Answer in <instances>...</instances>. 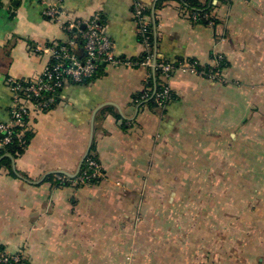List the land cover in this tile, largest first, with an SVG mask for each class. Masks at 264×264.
Segmentation results:
<instances>
[{
  "label": "crops",
  "instance_id": "1",
  "mask_svg": "<svg viewBox=\"0 0 264 264\" xmlns=\"http://www.w3.org/2000/svg\"><path fill=\"white\" fill-rule=\"evenodd\" d=\"M134 3L148 10L156 60L210 65L220 55L225 81L175 70L159 107L133 99L147 80L156 87L146 67L67 78L49 110L28 115L14 169L9 157L0 167V247L21 249L28 264H264V0H212L213 26L181 0H0V122L10 79L36 78L48 46L84 57L79 28L92 13L114 54L142 56ZM47 5L57 19L44 16ZM89 143L102 180L46 179L73 178Z\"/></svg>",
  "mask_w": 264,
  "mask_h": 264
},
{
  "label": "built area",
  "instance_id": "2",
  "mask_svg": "<svg viewBox=\"0 0 264 264\" xmlns=\"http://www.w3.org/2000/svg\"><path fill=\"white\" fill-rule=\"evenodd\" d=\"M43 14L46 17L57 19L59 10L56 6L47 5L43 10ZM133 15L138 25L140 42L145 47L142 59L136 61L114 54L112 41L103 31L102 17L98 12L92 13L89 18L83 21V28H79V22H66L64 24L66 29L79 28L84 57L82 59L77 57L67 45L57 48L56 46H48L46 50L50 52L51 59L36 78L10 79L9 83L12 84L13 90V102L9 111V119L6 122H0V132L5 134L0 140V147L10 141L12 128L16 125H22L24 119L31 111H43L55 103L56 95L67 78L75 83L88 80L92 78L95 70L101 64L106 66L146 67L152 72L147 77L155 74L157 70L158 77L163 80L160 83V89L157 91L154 88L150 93V88L144 87L139 99H136L135 102L144 101L149 97L159 107L164 106L171 98L168 82L175 70L182 73H194L213 81H225L223 66L221 65L223 59L220 55L213 56L212 61L215 62V65H210L211 69L209 70L199 68V66L203 65L199 64L195 59L181 60L177 64L157 61L148 35L149 21L145 14V9L140 4L134 3ZM190 17L193 21H198V18L202 17L207 20L209 26L214 25L211 12L204 13L201 16L197 12H192ZM83 163L85 164L84 174L88 172L90 177L104 176L101 165L95 159L88 157V153ZM78 174L79 172L75 176V184L88 185V177H85L84 174ZM57 178L63 180L61 175H57ZM0 264H27V261L22 251L9 252L2 250L0 251Z\"/></svg>",
  "mask_w": 264,
  "mask_h": 264
},
{
  "label": "trees",
  "instance_id": "3",
  "mask_svg": "<svg viewBox=\"0 0 264 264\" xmlns=\"http://www.w3.org/2000/svg\"><path fill=\"white\" fill-rule=\"evenodd\" d=\"M181 2L183 4V6H185L190 11V13L197 12V13L200 14V16L202 14H204V13H210L211 9L214 8V5L212 4V0H207V2H205V3H202V2H200L198 0H181ZM145 14H148V10L147 9L145 10ZM212 20L215 23L214 17L212 18ZM196 22L201 23L203 25H208L207 24V20L202 18V17L198 18V21H196ZM148 35H149L151 44L153 46V44H154V42H153L154 41L153 40V32H152L150 24H149ZM62 45H66V44L65 43H58L55 46L57 48V47L62 46ZM143 55H144V53L142 54V56H140L136 60L142 59ZM136 60H134V61H136ZM157 61H160V59H157ZM174 64H176V63H174ZM221 65L224 67V60H223ZM102 66L103 65L101 64V65H99L97 67V69L95 70V73L92 76V78L97 74L98 68L102 67ZM199 68H202L204 70L211 69L210 65L199 66ZM155 77H156V87L155 88L158 91L160 89V84H159V80H158V71L157 70L155 72ZM92 78H90V79H92ZM146 84L147 85L145 87L146 88L149 87L150 88L149 92L151 93V91L153 90L152 79L147 80ZM140 95H141V92L135 94L133 96V99L134 100L139 99ZM139 102H141L140 105H145V104L153 105V104H155L149 97H147L144 101H139ZM55 103H56V100H55ZM54 104H51V106H49L48 108L44 109L42 112H45L46 110H49ZM35 112H37V111H35ZM27 119H28V116L24 119V122H23L22 125H16V126H14L12 128V132L10 134V141L8 143L4 144L2 147H0V157L3 156L5 153H8L13 158H17L20 154L23 153V151H24V149H25L26 145L28 144L29 139L31 137V133L26 131V130H24V128H23L24 123L26 122ZM4 135H5L4 132H0V140L3 138ZM88 157H91V158L95 159L101 165V163L99 162L97 157L91 151L88 152ZM4 165L7 166L8 168H10V159L8 157H2V159L0 160V167H2ZM102 172L104 173L103 167H102ZM84 173H85V164L83 163L81 165V167H80L78 175H82ZM57 175L63 176V180H60L58 178H57V180H54V177H57ZM84 176L88 177V179H89V180H87L88 181L87 182L88 185L96 184V183H98L100 180H102L105 177V176H103V177H90V174L88 172L86 174H84ZM46 179L49 180V181L55 182V183L58 182L60 184H65V183H69V182L74 181L75 177L68 178L64 174L56 172V173L48 175ZM76 185L83 186L82 184H76ZM2 250H5V249L0 247V251H2ZM25 259H26L27 264H28V259L26 257H25Z\"/></svg>",
  "mask_w": 264,
  "mask_h": 264
},
{
  "label": "water",
  "instance_id": "4",
  "mask_svg": "<svg viewBox=\"0 0 264 264\" xmlns=\"http://www.w3.org/2000/svg\"><path fill=\"white\" fill-rule=\"evenodd\" d=\"M83 26H84V25L80 26V28H83ZM76 29H77V28H75V30H76ZM89 146H90V143H89V145H88V147H87V149H86V151H85V153H84V155H83V157H82V159H81V161H80V163H79V165H78V168H77L76 172H75L74 174L70 175L71 177H75L76 174L79 172V169H80V167H81V165H82V162H83L84 158L86 157V155H87V153H88V151H89ZM2 157H9V158L12 160V168L14 169L13 158L10 156V154H5V155L1 156V157H0V160L2 159ZM57 173H61V174H64V175H69L68 173H66V172H64V171H58Z\"/></svg>",
  "mask_w": 264,
  "mask_h": 264
},
{
  "label": "rangeland",
  "instance_id": "5",
  "mask_svg": "<svg viewBox=\"0 0 264 264\" xmlns=\"http://www.w3.org/2000/svg\"><path fill=\"white\" fill-rule=\"evenodd\" d=\"M207 26H209V25H207ZM210 62H211V64L210 65H215L214 63V61H212V59L210 60ZM102 166V165H101ZM105 176V175H104ZM87 186V185H86ZM223 215H225L224 216V218H228V214H223ZM224 223H226V224H228V221H225ZM224 225V224H223ZM225 226V228H223L222 230H220V229H218V228H216V235H221V237H220V239H221V242H224V240H225V238H224V236L225 235H228L227 233H226V231H228V226H226V225H224ZM17 250H19V251H22L21 249H17ZM7 251H9V252H14V250L13 251H10V250H7ZM16 251V250H15Z\"/></svg>",
  "mask_w": 264,
  "mask_h": 264
}]
</instances>
